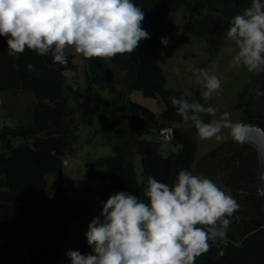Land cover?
I'll use <instances>...</instances> for the list:
<instances>
[{"label":"trees","instance_id":"16d2710c","mask_svg":"<svg viewBox=\"0 0 264 264\" xmlns=\"http://www.w3.org/2000/svg\"><path fill=\"white\" fill-rule=\"evenodd\" d=\"M144 11L142 27L150 38L137 50L117 55L109 63L122 73L121 85L111 84L108 96L97 91L103 83L98 73L105 60L86 59L85 86L75 81L77 64L67 52L68 62L60 67L50 55L38 56L30 50L18 57L8 55L6 37H0V91L12 95H30L35 100L27 107L31 122L0 128V264L8 256L30 245L31 264H57L66 240L71 213L47 217V176L54 174L53 199L61 208L69 199L66 191L64 161L77 153L81 126H97L111 146L113 154L88 159L86 166L102 169L96 180L104 186L103 202L118 192L143 196L140 178L153 176L172 185L180 170L211 179L239 204L230 218L224 254L213 245L197 258L196 264H264V193L262 157L255 145L238 143L232 137L196 160V131L182 125L170 96H186L203 103L201 92L190 95L167 88L160 58L183 34L203 38L217 50L226 40L231 19L250 6V0H133ZM187 7V11H184ZM182 11L185 24H174L164 31L155 26L160 15ZM168 38L167 46L160 43ZM28 64L36 71L26 70ZM14 65L18 66L14 67ZM73 72V77L67 73ZM264 88V86H263ZM140 92L145 98H160L165 110L157 116L150 108L130 100L128 94ZM85 98L82 100V93ZM236 109L245 125L264 128V97L251 86L243 88ZM207 122L210 117L205 116ZM191 123V122H190ZM173 127L169 141L174 149L166 157L157 141L136 137L137 130ZM19 141V143H16Z\"/></svg>","mask_w":264,"mask_h":264},{"label":"clouds","instance_id":"9594fccd","mask_svg":"<svg viewBox=\"0 0 264 264\" xmlns=\"http://www.w3.org/2000/svg\"><path fill=\"white\" fill-rule=\"evenodd\" d=\"M143 21L144 11L133 0H0V37L7 38L8 55L18 57L27 49L50 55L60 66L67 64L69 50L85 59L131 55L150 38ZM226 40L231 67L264 72V0H250V6L231 19ZM160 43L167 46L168 38ZM26 70L36 71L32 64ZM190 71L203 100L221 90L217 75L203 68ZM169 101L202 140L220 141L225 130L238 143L248 139L247 125L232 121L227 111L186 96H170ZM205 116L210 117L207 122ZM140 180L147 202L126 192L109 196L87 226L91 253L68 251L71 264H196L213 245L220 248L218 256L224 254L230 218L239 208L230 194L188 170H180L172 185L153 176Z\"/></svg>","mask_w":264,"mask_h":264},{"label":"rangeland","instance_id":"374dc122","mask_svg":"<svg viewBox=\"0 0 264 264\" xmlns=\"http://www.w3.org/2000/svg\"><path fill=\"white\" fill-rule=\"evenodd\" d=\"M185 13V12H184ZM182 11L170 14L160 15L155 26L156 30L164 31L174 24L181 28L185 24V17ZM68 53L74 55L73 62L77 64V74L75 81L83 89L85 86V67L86 59L69 50ZM232 53L230 51V43L227 40L220 45L217 50L211 49L203 38L192 34H183L173 43L172 48L167 51L159 60V64L163 69L166 77V87L181 90L190 95H197L202 88L197 84L195 74L190 68L207 69L210 73L217 75L221 81V90L217 95L203 103L211 105L219 109V112H229L232 121L242 122V114L236 109V99L239 92L246 86H251L261 96L264 97V72L248 73L243 68L231 67ZM98 73L103 78V83L97 86V91L104 96H108L109 86L122 83V73L116 70L108 60L104 61V66ZM73 77V72L67 73ZM82 100L85 98V92H81ZM128 98L134 102H138L159 116L165 110V104L160 99L145 98L140 92H131ZM35 99L30 95H12L2 92V105L0 107V128L3 125L14 126L23 122H31L32 117L27 113V107ZM243 123V122H242ZM184 128L191 126L190 122L185 121L182 125ZM97 126H81L78 133L77 153L64 164V173L66 178V191L69 193V199L61 208L55 206L53 199V180L54 174L47 176L48 188L46 210L47 217L61 216L65 213L74 215L68 226L69 237L66 245L63 247L57 264H71L67 258L68 251H79L83 255L91 253L85 239V233L88 230V224L92 218L99 216L102 202L104 186L96 180L97 175L103 173L102 169H95L86 166L88 159H99L108 155H112L111 146L107 143L101 134L97 135ZM224 139L217 141L215 139L202 140L195 134L197 140L196 160H200L212 149L216 148L228 138L231 137L228 130L223 133ZM136 137L139 140L147 139L160 143V153L166 157L174 149V146L165 138L164 134L158 133L157 129L153 130H137ZM19 143V141H16ZM263 171V168H262ZM31 247L26 245L20 251L8 256V259L18 254H30ZM7 259V260H8Z\"/></svg>","mask_w":264,"mask_h":264},{"label":"water","instance_id":"95a60500","mask_svg":"<svg viewBox=\"0 0 264 264\" xmlns=\"http://www.w3.org/2000/svg\"><path fill=\"white\" fill-rule=\"evenodd\" d=\"M183 9L185 12L187 11V7H184ZM1 105H2V92L0 91V107ZM247 127H248L247 142L255 145L262 157V161H263L262 181H263V193H264V128L258 124H248ZM173 132H174L173 127L158 129V133L164 134L166 140L168 141L172 140ZM3 264H31L30 254L29 255L18 254L6 260Z\"/></svg>","mask_w":264,"mask_h":264}]
</instances>
